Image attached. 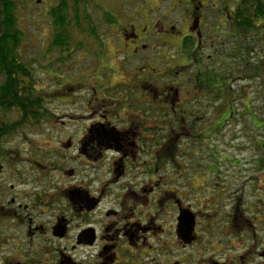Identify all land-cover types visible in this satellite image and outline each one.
I'll list each match as a JSON object with an SVG mask.
<instances>
[{
  "label": "flooded vegetation",
  "instance_id": "af4514ba",
  "mask_svg": "<svg viewBox=\"0 0 264 264\" xmlns=\"http://www.w3.org/2000/svg\"><path fill=\"white\" fill-rule=\"evenodd\" d=\"M180 5L188 9L176 24L143 16L138 25V15L119 32L127 75L119 83L96 77L89 85L87 77L70 85L67 77L54 92L39 91L33 63L0 30V264H264L259 205L246 206L240 179L226 184L232 175L223 165L241 171L243 162L223 154L219 141L190 152L180 144L200 120L196 139L239 126L236 111L235 125L218 130L219 117L208 116V94L224 106L226 92L224 76L215 80L200 57L206 10L220 11L217 2ZM236 6H223L215 21L234 25ZM224 66L222 59L215 69ZM260 190L254 180V196Z\"/></svg>",
  "mask_w": 264,
  "mask_h": 264
},
{
  "label": "rangeland",
  "instance_id": "374dc122",
  "mask_svg": "<svg viewBox=\"0 0 264 264\" xmlns=\"http://www.w3.org/2000/svg\"><path fill=\"white\" fill-rule=\"evenodd\" d=\"M181 1L190 2V0H18L15 16L16 28L20 38L19 45L22 59L26 64L29 62L33 63L31 70L34 71L33 76H35L39 82L37 86L39 91L47 89L48 92H54L57 90L56 85L67 77L73 80L71 82H62L66 84L70 83V85L75 84L79 79L85 81L87 77L93 78L90 82L85 81L86 84L89 85L95 83L96 77H110L114 83L123 82L127 78V75L123 70L121 62L122 56L118 54L121 51V43L119 41L121 40L122 43H124V39L119 32L131 23L133 17L138 15H140V17H137L136 23L138 25L142 24L143 16L145 19L152 18L155 21L157 19H162L168 24H176L184 17V13H186L188 9L187 5H180ZM213 1L217 2V8L220 11L206 10L207 21L202 29L204 49L200 54L201 63L207 70L206 64L208 57V73L214 74L218 78L224 75L226 79H238L233 82L232 88L235 93L240 96H242L244 91V96L237 99L235 98L233 102L237 112L235 120H239V126L235 128L228 126L221 134H212L207 142H209V145L212 143V146H215L219 141L224 151L223 154L229 159L237 158L239 161L243 162L241 171L240 168L232 167L230 160H228L227 164L223 165L225 171L232 175V178H228L226 184L230 183L231 180L235 182L236 179H240V187H238V190L241 188L246 191V196L243 198L246 206H252L254 200H256L259 205V217L263 220L264 195H261V192L264 193V170L258 172L256 170L258 166L253 167L252 164H248L247 162L251 160L254 161L255 164H264V148H259V143L264 142V126H262L264 123V79L262 77L253 79L252 76L240 74V69L243 68L242 63L244 60H241V58L239 60L237 56H234L235 41L238 40V37L235 35V40V38L230 36L229 24L225 22L218 24L215 21L216 14H219L221 11L225 12V10H221L223 6L225 8V6H228V3L236 4L238 0ZM201 2L205 5L208 0H201ZM61 3L64 4V6L61 7L64 13L71 11L75 6L81 7L85 11L86 6V10L90 16L94 18L90 25L91 27L94 25L95 32L91 31V28L86 26L89 25L86 23L88 22V20L85 19L87 17H81L84 23L83 27L78 29V27L75 26L76 24L71 23L69 25L70 16H68L66 17V25L63 26L66 46H55V37L59 34L60 30L56 26L55 17L53 16L55 11L53 12L52 9L61 6ZM61 9L58 8L60 11ZM103 12L113 15V17L102 22ZM164 15H167L169 18L165 19ZM216 29L218 30L217 33L222 31L225 32L226 35L222 36L220 34H215L214 32H216ZM217 38H221V42L217 43V46L210 50V43L216 41ZM246 43L251 45L252 39H247ZM103 47H105V49ZM103 51L107 59L104 58ZM145 54L147 55L148 52ZM165 55L170 57L172 53H167ZM209 55L212 56V59L209 58ZM254 56L255 57L251 59V62H254L253 64L264 65V51L261 50L259 45L255 47ZM135 59L136 60H132L131 63H129L127 73L134 71L136 64L140 62L139 57ZM168 59L169 58H166V60ZM222 59L225 64L224 68L215 69L217 66L219 68ZM106 60L110 61L109 65L105 64ZM172 60L174 61V59ZM154 61L156 62V58ZM96 62L98 65H96ZM149 64L152 65V63ZM197 68H199L198 65L192 66V70L195 72H197ZM94 69H97V72H94ZM112 70H114L115 73H113ZM110 73H112V76H109ZM240 76L242 77L240 78ZM153 77L154 79L159 78L155 75ZM186 77L189 76L183 74L179 76V79L173 80L179 81ZM49 79H53L54 81L50 83ZM86 88L89 89L84 93L85 101L90 98L89 95L92 93L91 87L86 86ZM216 91L219 92L217 89ZM247 91L251 93L252 96L250 102L247 96H245ZM48 92H44V94ZM213 98H217V96L211 98V93L208 94L209 118L210 114L216 113L215 109L222 107L220 101L210 104L209 99ZM74 99L73 97L69 99L64 98L62 101H73ZM49 106L52 107L55 105L51 104ZM85 107V110L91 109L87 107V104ZM247 107L251 108V112L255 117V125L253 123L254 118L247 112ZM84 115L86 116L84 119L87 121L89 119V114L85 112ZM79 116L83 115L79 113ZM63 117L64 114H60L57 119H62ZM200 122L201 120L198 121L195 130L190 128L187 137L180 140V144L184 151L186 148V150L190 152L191 148L197 147L198 143L195 142L197 140L195 137L199 135L197 132L200 126L203 127L205 125L200 124ZM258 125L261 127L260 129L256 128ZM218 138H220V140H218ZM204 141L205 140H203V142ZM229 143L237 146L229 145ZM208 153H210L209 150ZM203 156H206V154L203 153ZM188 157H192V154L188 153ZM254 180L259 181L261 189V192L257 193L256 196L253 194ZM258 195L261 197H258ZM247 216L253 217L250 214ZM261 228L264 229V223Z\"/></svg>",
  "mask_w": 264,
  "mask_h": 264
},
{
  "label": "trees",
  "instance_id": "16d2710c",
  "mask_svg": "<svg viewBox=\"0 0 264 264\" xmlns=\"http://www.w3.org/2000/svg\"><path fill=\"white\" fill-rule=\"evenodd\" d=\"M18 0H0V30H4L5 38H4V44L7 46L9 45H19L20 44V38L18 36V30L16 28V5ZM237 1V0H236ZM64 6V4L61 3V6H58L52 11L55 13L53 16L55 17V23L58 29L60 30L59 34L55 37L54 45L58 47L66 46L65 43V37H64V25H66V17L70 16L69 18V25L71 23L76 24L75 26L78 27V29H81L83 27L84 21L81 19V17H87L85 18L88 20L86 22L89 25H86L88 28H91V31H94V25H90L91 22H93L94 18L90 16L88 11L86 10L87 7L85 6V11L83 8L75 6L71 11H68L67 13H64L61 9V7ZM58 8L61 9L58 10ZM103 19L102 22H105L106 20L111 19V14L103 12ZM105 18V19H104ZM84 19V20H85ZM234 25L229 26V30L235 31V34H231L230 36L235 38L238 37V40L235 41L236 45L234 47V56H237L240 60H244L243 68L240 69L241 75L245 76H252L253 79L255 78H263L264 79V65L263 64H253L254 62H251V59L254 58L255 54V47L257 45L260 46L261 50L264 51V0H238L237 6L234 11V17L232 18ZM73 29V28H70ZM252 39V44H247V39ZM236 40V38H235ZM259 56V54L257 53ZM3 56H7V52H4ZM257 56V57H258ZM8 58H5L4 60H7ZM23 65L21 66V72L23 73ZM200 75V79L205 80V84L208 85V78L206 73L202 71ZM204 74V75H203ZM226 74V73H225ZM228 75V74H227ZM213 78L216 80L217 76L212 75ZM224 76V75H223ZM229 76V75H228ZM242 76H240L241 78ZM225 81H223V84L226 86V92L225 97L222 99L224 103V106L222 105L221 110H225L223 114L221 113H215L217 115V118L215 121H217L216 126H212L213 130H218L221 127L227 125H235L234 122V113L236 111V108L233 104L235 98H239L236 96L237 94L232 88L233 82L237 81L238 79H226L225 76L223 77ZM214 80V81H215ZM200 84H203L202 82ZM242 89V88H241ZM244 89V88H243ZM242 96H244V91ZM248 98V101L250 102L252 100L251 93L247 91L246 95ZM251 96V97H249ZM201 102H204L201 101ZM201 106V105H200ZM218 108V107H217ZM220 110V111H221ZM216 111V110H215ZM247 112L251 114V116L254 118V125H255V117L251 112V108L247 107ZM215 118V117H214ZM204 124V122L202 123ZM264 126V123L262 124ZM259 127V125H258ZM261 128V127H260ZM208 137V132H203L201 138L198 137L195 142L196 143H205L208 146L207 140L203 142L202 138ZM259 148H264V142L259 143ZM264 167V164L260 166Z\"/></svg>",
  "mask_w": 264,
  "mask_h": 264
}]
</instances>
